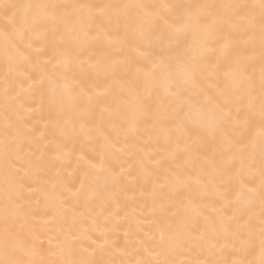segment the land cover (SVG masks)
<instances>
[{
	"label": "snow or ice",
	"instance_id": "obj_1",
	"mask_svg": "<svg viewBox=\"0 0 264 264\" xmlns=\"http://www.w3.org/2000/svg\"><path fill=\"white\" fill-rule=\"evenodd\" d=\"M0 86V264H264V0H0Z\"/></svg>",
	"mask_w": 264,
	"mask_h": 264
},
{
	"label": "bare ground",
	"instance_id": "obj_2",
	"mask_svg": "<svg viewBox=\"0 0 264 264\" xmlns=\"http://www.w3.org/2000/svg\"><path fill=\"white\" fill-rule=\"evenodd\" d=\"M12 2H17V3H28V2H33V0H12ZM31 70V69H29ZM103 76H100L99 78L93 77L92 80L89 81V86H92L93 83L99 84V88L103 89L104 84H103ZM28 83L26 82L23 85H20L19 83L17 84V90L19 91L21 87L26 89L28 87ZM97 89L93 87V91H96ZM25 103L31 105V108L28 109L27 115H29L30 119V124L37 130L36 135L39 136L40 132H42L45 128V124L47 123L48 120V115L47 111H41L40 108V102H39V97L37 96L35 100H32L28 98V95L26 94L24 97ZM3 125V102H2V86H0V128H2ZM51 134V130H49V135ZM142 137V138H140ZM149 135L147 131L142 130L139 134V136L135 140H130L128 143H125L123 138H121L120 141V147L125 150L126 153L128 152H135L136 149L133 148L134 143H139L141 146H145V142L148 141ZM102 138L99 143L96 144V149L97 151L100 150L101 144H102ZM71 147V145H70ZM84 154H85V161L88 160L90 157H93L95 154L91 151L90 148H85L84 149ZM80 155V150L79 146L77 148V156ZM123 160H127L128 163H124V178H123V185H124V190L120 194V198L122 203H125L127 206L128 212L131 214L134 211L136 212L137 215H140L139 210L142 208L143 203L147 200L148 194L151 191V186H148V191L147 193L142 191V184L143 181L138 179L136 171H131L129 173V163H131V159L125 155L122 157ZM75 162L72 163V165L69 167V172H71V169L75 167ZM114 166L116 167L117 172L120 171V166L119 164H116L114 162ZM65 178L70 179L68 176V173H65ZM78 187V184H77ZM37 200H39V204H37ZM33 207L36 209V217L34 220L35 224V230L37 234V238L35 243L40 246L43 245V249L46 251L50 247H54L57 244V232H56V225L50 224L49 223V218L45 215L44 212V203L43 200L40 198L39 193L34 194L33 196ZM147 210L145 209V212ZM141 219H147L146 216L141 215ZM141 227L145 228L146 230L151 231L152 229L150 228L148 223H144L141 225ZM124 228H127V225H124ZM120 237V243L123 245L124 243V231L121 230L118 233ZM141 235H143L141 233ZM157 238H158V234ZM54 258H59V254H57L56 257ZM120 258V257H117Z\"/></svg>",
	"mask_w": 264,
	"mask_h": 264
}]
</instances>
